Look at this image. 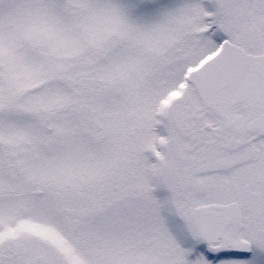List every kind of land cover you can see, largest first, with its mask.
Returning a JSON list of instances; mask_svg holds the SVG:
<instances>
[{
  "label": "snow or ice",
  "instance_id": "snow-or-ice-1",
  "mask_svg": "<svg viewBox=\"0 0 264 264\" xmlns=\"http://www.w3.org/2000/svg\"><path fill=\"white\" fill-rule=\"evenodd\" d=\"M0 264H264V0H0Z\"/></svg>",
  "mask_w": 264,
  "mask_h": 264
}]
</instances>
